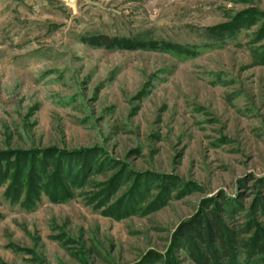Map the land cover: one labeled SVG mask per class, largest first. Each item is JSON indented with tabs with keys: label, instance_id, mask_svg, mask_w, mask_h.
I'll use <instances>...</instances> for the list:
<instances>
[{
	"label": "rangeland",
	"instance_id": "rangeland-1",
	"mask_svg": "<svg viewBox=\"0 0 264 264\" xmlns=\"http://www.w3.org/2000/svg\"><path fill=\"white\" fill-rule=\"evenodd\" d=\"M16 166L0 264H264V0H0Z\"/></svg>",
	"mask_w": 264,
	"mask_h": 264
},
{
	"label": "trees",
	"instance_id": "trees-1",
	"mask_svg": "<svg viewBox=\"0 0 264 264\" xmlns=\"http://www.w3.org/2000/svg\"><path fill=\"white\" fill-rule=\"evenodd\" d=\"M97 41L105 48H109L111 46H113L114 44V39L111 37H106V36H102L100 38L97 39ZM15 176L16 178H11L10 176L8 177L6 174L3 173L2 169L0 170V181H9V179L13 180L16 179V185L18 187V190L16 192V195L21 197L23 195H25L26 198L29 197H33L36 195L37 190H39L38 186L36 187V185L34 186L33 183L28 182V184H26L25 182L21 183V179L24 176V171L21 170L20 168H18L16 166L15 168ZM7 172V171H6ZM14 176V177H15ZM18 177V180H17ZM24 178V177H23ZM262 186L264 189V179L262 181ZM12 184H10L9 189H12ZM30 201V199L27 200V202ZM220 222V217L217 216L216 212H211V216L210 218L205 219L201 224H199V226L197 225L198 228L203 229V231L205 232L204 235V240H208L210 242V244L212 246H216L219 245L221 248V252L222 255L226 257L227 259H230L231 264L235 263V257L231 255V249L229 248V242H228V238H227V232H225L224 230H222V226L219 224ZM208 246V245H207Z\"/></svg>",
	"mask_w": 264,
	"mask_h": 264
}]
</instances>
